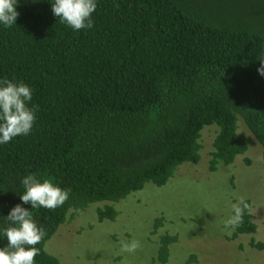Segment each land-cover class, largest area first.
<instances>
[{"label": "trees", "instance_id": "obj_1", "mask_svg": "<svg viewBox=\"0 0 264 264\" xmlns=\"http://www.w3.org/2000/svg\"><path fill=\"white\" fill-rule=\"evenodd\" d=\"M51 3L17 0L15 24L0 25V80L28 85V107L38 106L30 133L0 144V230L17 204L32 211L46 232L35 264H61L45 245L69 215L104 203L99 221H114L115 204L197 165L206 127L216 128L210 172L247 152L239 121L264 162V0H96L93 27L79 31ZM29 174L71 189L68 200L55 210L23 204ZM245 202L233 238L256 233ZM177 238L161 236L159 264Z\"/></svg>", "mask_w": 264, "mask_h": 264}, {"label": "rangeland", "instance_id": "obj_2", "mask_svg": "<svg viewBox=\"0 0 264 264\" xmlns=\"http://www.w3.org/2000/svg\"><path fill=\"white\" fill-rule=\"evenodd\" d=\"M238 135L249 140L247 152L230 166L209 170L216 128L206 127L197 165H183L163 187L151 184L114 205V221H99L104 203L68 216L45 250L61 264H159L156 253L161 236H177L169 247L167 264H264V162L261 147L239 121ZM240 198L252 205L254 235L233 238L224 228L231 205ZM157 219L161 226L154 229ZM139 240L134 253H121V240Z\"/></svg>", "mask_w": 264, "mask_h": 264}, {"label": "clouds", "instance_id": "obj_3", "mask_svg": "<svg viewBox=\"0 0 264 264\" xmlns=\"http://www.w3.org/2000/svg\"><path fill=\"white\" fill-rule=\"evenodd\" d=\"M17 0H0V25L11 27L19 15ZM96 0H53L51 11L54 16L74 31L93 27L92 13L96 10ZM257 72L264 76V58L260 60ZM32 99V89L23 82L0 80V144L10 142L14 137L28 135L35 122L34 111L38 106L28 107ZM25 191L20 196L23 204L31 209L43 207L55 210L69 198L71 189H61L48 179L35 174L25 176L21 181ZM250 205L240 198L231 205L232 214L223 222L225 229L235 230L243 223V215ZM78 211V210H76ZM5 219L9 226L0 230L6 238L7 246L0 248V264H35L40 254L36 247L46 236L43 227L37 225L32 211L17 204ZM142 247L139 240H121V253H134Z\"/></svg>", "mask_w": 264, "mask_h": 264}]
</instances>
